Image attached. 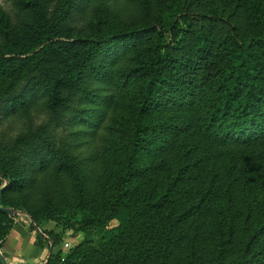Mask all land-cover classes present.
<instances>
[{
  "label": "trees",
  "instance_id": "16d2710c",
  "mask_svg": "<svg viewBox=\"0 0 264 264\" xmlns=\"http://www.w3.org/2000/svg\"><path fill=\"white\" fill-rule=\"evenodd\" d=\"M90 1L62 0L61 5L67 9ZM125 1L135 7L130 20L110 18L102 25L92 14L89 37L60 33L48 23L41 0H17L25 14L15 30L20 39L12 36L0 11V37L11 40L13 48L0 50L1 84L14 81L21 67L39 63L44 105L62 115L81 108L75 101L93 95L82 85L85 79L112 83L116 126L100 162L95 155L51 151L40 156L35 163L40 170L52 159L51 183H43L37 204L24 199L22 205L32 225L38 214L50 212L52 218L63 211L85 228L114 219L116 231L93 246L74 248L60 261L56 255L48 259L59 264H264V193L230 190L229 181H223L218 203L206 208L211 190L193 197L176 193L187 168L183 158L160 187L154 184L152 162L174 126L173 108L193 107L197 133L210 144L264 140V0ZM239 9L243 33L235 20ZM10 156L0 163V196L23 187L21 155ZM201 214L210 216L203 226ZM6 216L0 210V231ZM34 228V244L48 246L52 238L43 243L45 231Z\"/></svg>",
  "mask_w": 264,
  "mask_h": 264
},
{
  "label": "rangeland",
  "instance_id": "374dc122",
  "mask_svg": "<svg viewBox=\"0 0 264 264\" xmlns=\"http://www.w3.org/2000/svg\"><path fill=\"white\" fill-rule=\"evenodd\" d=\"M41 1L48 23L55 25L60 33L73 37L90 36L87 23L92 14L103 25L110 18L127 22L135 12L134 5L125 0H91L81 5L76 2L73 8L67 9L62 7V0ZM215 1L218 5L224 3V0ZM0 11L10 24L12 36L20 39L17 32L25 14L18 8L17 0H0ZM235 20L239 32H245L241 9ZM7 41L0 37V50L13 49ZM43 73L41 65L33 62L21 67L14 81L0 83V163H6L10 153L13 156L20 154V168L25 177L21 189L7 191L0 196L3 207L13 210L12 213L4 212L7 216L2 222L4 229L0 231V252L6 264H59L55 259H48L49 255H56L60 261L74 248L93 246L116 231L114 219L102 227L85 228L78 218H71L70 213L63 211L53 214L52 218L50 212L38 214L32 225L29 214L24 211L23 200L37 204L43 183L50 182L52 159L49 158L45 168L40 170L35 164L40 156L48 157L51 151L54 155H95L98 163L116 126L111 116L112 83L100 84L93 79H85L82 85L93 95L87 94L89 99L75 101L81 108L58 115L44 105L40 85ZM172 111L174 126L166 134L164 147L152 157V162L156 163L154 171L157 175L153 171L156 187L162 185L163 178L177 173L179 160L183 158L187 168L184 178L176 184V193L193 197L201 195L203 189L211 190L204 203L206 208L218 203L219 183L223 181H229L230 190L264 193V140L238 146L210 144L197 133L193 107L173 108ZM22 139L26 144L18 145ZM210 177L211 182H208ZM200 217L202 226L203 219L206 222L210 218H203L202 214ZM35 225L45 231L40 236L43 243L45 237L52 238L48 246L34 244L37 236Z\"/></svg>",
  "mask_w": 264,
  "mask_h": 264
},
{
  "label": "water",
  "instance_id": "95a60500",
  "mask_svg": "<svg viewBox=\"0 0 264 264\" xmlns=\"http://www.w3.org/2000/svg\"><path fill=\"white\" fill-rule=\"evenodd\" d=\"M0 210L7 212V213L13 212V210L11 208H6V207H0ZM0 260L2 261L3 264H6L5 259L3 258L1 252H0Z\"/></svg>",
  "mask_w": 264,
  "mask_h": 264
}]
</instances>
